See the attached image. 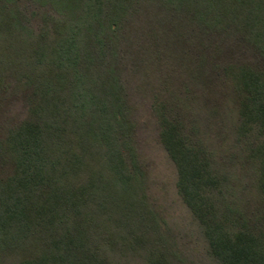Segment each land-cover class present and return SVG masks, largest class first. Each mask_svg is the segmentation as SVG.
<instances>
[{"label":"trees","instance_id":"obj_1","mask_svg":"<svg viewBox=\"0 0 264 264\" xmlns=\"http://www.w3.org/2000/svg\"><path fill=\"white\" fill-rule=\"evenodd\" d=\"M142 66L205 264H264V0H0V264H190L151 202ZM215 93L223 168L190 111Z\"/></svg>","mask_w":264,"mask_h":264},{"label":"rangeland","instance_id":"obj_2","mask_svg":"<svg viewBox=\"0 0 264 264\" xmlns=\"http://www.w3.org/2000/svg\"><path fill=\"white\" fill-rule=\"evenodd\" d=\"M140 71L131 81L135 80L133 84L140 85L141 90H144L135 93L134 103L138 107L136 118L140 125L137 138L140 140L141 152L148 165L151 202L164 220L163 234L171 247L175 250L180 249L190 264H205L202 234L177 195L176 169L158 143L155 118L150 113L154 102L153 92L159 89L163 80L145 66H142ZM184 80V75L180 74L174 83L181 85L184 82L180 81ZM185 86L181 87L182 90ZM172 88L174 87H170V90ZM220 94L206 95L207 98L200 96L191 101L190 111L196 113L198 125L203 129L202 137L213 150L217 166L223 168L228 164L227 159L232 152L237 154L240 163L244 161L245 156L243 150L238 148L241 144L237 143L233 131L232 123L235 115L230 113L233 111L232 106ZM222 156L226 159L222 160ZM240 176L245 177V171Z\"/></svg>","mask_w":264,"mask_h":264}]
</instances>
